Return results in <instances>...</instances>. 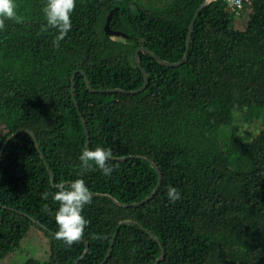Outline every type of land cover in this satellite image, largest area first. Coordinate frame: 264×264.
Listing matches in <instances>:
<instances>
[{
	"label": "trees",
	"instance_id": "1",
	"mask_svg": "<svg viewBox=\"0 0 264 264\" xmlns=\"http://www.w3.org/2000/svg\"><path fill=\"white\" fill-rule=\"evenodd\" d=\"M252 1L236 28L243 9L226 0L199 13L205 0H77L54 48L44 0H17L23 22L0 30V264H17L33 227L49 257L22 264H264V0ZM112 10L110 29L128 37L106 30ZM196 13L181 65L139 51L148 83L138 92L137 50L181 62ZM87 136L90 148L112 149L111 176L81 172ZM157 169L158 191L139 204ZM81 177L89 223L67 246L54 236L51 193ZM170 185L182 195L175 203Z\"/></svg>",
	"mask_w": 264,
	"mask_h": 264
},
{
	"label": "clouds",
	"instance_id": "2",
	"mask_svg": "<svg viewBox=\"0 0 264 264\" xmlns=\"http://www.w3.org/2000/svg\"><path fill=\"white\" fill-rule=\"evenodd\" d=\"M77 0H44L41 5L44 23L42 29H54L55 35L52 40L54 48L60 47L72 28L71 14L75 9ZM17 0H0V30L5 27L6 21L22 23L23 18L18 12ZM113 152L111 148L97 146L96 148H83L79 155L81 172L89 169H97L104 176H111L114 166L111 164ZM59 190L51 193L52 199L58 202L54 212V220L57 230L54 236L62 240L65 245L71 246L79 242L84 236L85 227L89 221L84 217L83 209L92 201V194L85 180L77 178L67 185H59ZM48 192L41 193V198L47 200ZM166 197L175 203L182 199L181 192L175 186H168ZM97 238H102L97 234Z\"/></svg>",
	"mask_w": 264,
	"mask_h": 264
},
{
	"label": "rangeland",
	"instance_id": "3",
	"mask_svg": "<svg viewBox=\"0 0 264 264\" xmlns=\"http://www.w3.org/2000/svg\"><path fill=\"white\" fill-rule=\"evenodd\" d=\"M253 1L248 4L249 8H244L242 12H239V16L237 14H234L236 16L235 20V27L236 28H242L247 19L248 14L251 13V4ZM248 123L244 120L241 125V133L244 137L250 138L253 136V133L248 129ZM4 128L0 125V132H3ZM20 254L18 257L14 260L17 264H22L27 261L29 257H35L37 259H46L48 258L49 254V239L44 235L42 231H40L38 228L33 227L30 232L28 233L27 237L23 240L20 246Z\"/></svg>",
	"mask_w": 264,
	"mask_h": 264
},
{
	"label": "water",
	"instance_id": "4",
	"mask_svg": "<svg viewBox=\"0 0 264 264\" xmlns=\"http://www.w3.org/2000/svg\"><path fill=\"white\" fill-rule=\"evenodd\" d=\"M211 1H214V0H205V2L201 5V7H200L198 13H199L200 10L204 7V5H206L208 2H211ZM113 13H114V10H112V11L110 12V14L108 15V18H107V24H106V30H107L109 33H111V34H115V35H119V36H126V37H128V35H126V34H124V33H121V32H114V31H112V30L110 29V27H109V23H110V20H111V17H112V15H113ZM198 13L195 14V17L193 18V20H192V22H191V25H190V28H189V33H188V39H187V51H186L185 56H184V58H183V60H182L181 62H179V63H169V62L163 61L162 59H160L159 57H157L153 52L149 51V50L146 49V48H142V47L139 48V49L137 50V52H136V56H135V58H136L137 62H138V53H139V51L145 50L146 52L150 53V54H151L156 60H158L159 62H161V63H163V64H165V65H168V66H179V65H181V64L187 59V56H188V51H189V49H190V44H191V38H192V32H193V28H194V24H195V19L197 18ZM138 63H139V62H138ZM139 67L142 69V72H144L145 83H144L143 86L138 90V92L144 90V89L146 88V86H147V83H148V74L144 71V69L142 68V66L140 65V63H139ZM75 75H76V73H75V74L73 75V77H72V91L74 90L73 82H74ZM86 80H87V84H88V86L91 88L90 81L88 80V78H86ZM122 92H123V93H126L125 91H122ZM31 133H32V135H34L33 132H31ZM37 147H38V145H37ZM86 147H87V148H90V139H89L88 136H87ZM152 165H153L155 168H157L156 165H155L154 163H152ZM48 171H49V173H50V175H51V181L53 182L52 172L50 171L49 168H48ZM157 171H158V174H159V170H158V169H157ZM160 178H161V176H160V174H159V184H158V186L156 187V189L154 190V192L151 194V196H149L148 198L144 199V200H143L142 202H140L139 204L146 203L147 201H149V199H151V198L154 197V195L156 194V192H157L158 189H159ZM124 223H126V222H124ZM115 238H116V234H115L114 237H113V242L115 241ZM155 239L158 240L157 238H155ZM113 242H112V244H111V247H113ZM88 251H89V245H87L86 251H85L84 254L81 256L80 259H82V258L88 253ZM111 252H112V248H110V250H109V252H108V254H107V256H106V258H105L104 261H106V260L108 259V257L110 256ZM163 256H164V252L162 253V256L158 259V261H160V260L163 258ZM103 263H104V262H102L101 264H103ZM157 263H158V262H156V264H157Z\"/></svg>",
	"mask_w": 264,
	"mask_h": 264
},
{
	"label": "built area",
	"instance_id": "5",
	"mask_svg": "<svg viewBox=\"0 0 264 264\" xmlns=\"http://www.w3.org/2000/svg\"><path fill=\"white\" fill-rule=\"evenodd\" d=\"M229 4L231 10H241L244 9L246 5L250 4L252 0H226Z\"/></svg>",
	"mask_w": 264,
	"mask_h": 264
}]
</instances>
